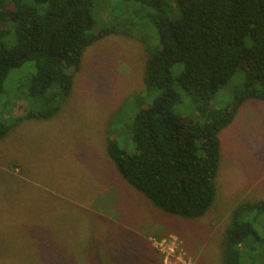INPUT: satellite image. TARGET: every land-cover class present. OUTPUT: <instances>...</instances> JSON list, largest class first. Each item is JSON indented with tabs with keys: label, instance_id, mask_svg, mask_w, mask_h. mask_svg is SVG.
Returning a JSON list of instances; mask_svg holds the SVG:
<instances>
[{
	"label": "rangeland",
	"instance_id": "obj_1",
	"mask_svg": "<svg viewBox=\"0 0 264 264\" xmlns=\"http://www.w3.org/2000/svg\"><path fill=\"white\" fill-rule=\"evenodd\" d=\"M148 1L153 0H93L95 30L110 15L120 20L117 33L86 48L72 93L54 116L24 119L0 139V264H221L234 207L264 200V102H245L220 133L217 194L201 217L154 207L109 158V138L126 144V99L143 87L144 60L156 46ZM158 1L177 16L174 0ZM125 19L139 21L136 37L121 32L132 31ZM241 76L236 72L231 88L214 95L215 105L224 107L229 96L221 94L231 99ZM184 96L172 111L193 115ZM26 109L19 98L10 113L23 115Z\"/></svg>",
	"mask_w": 264,
	"mask_h": 264
},
{
	"label": "trees",
	"instance_id": "obj_2",
	"mask_svg": "<svg viewBox=\"0 0 264 264\" xmlns=\"http://www.w3.org/2000/svg\"><path fill=\"white\" fill-rule=\"evenodd\" d=\"M174 1V18L160 1L147 2L154 10L156 46L144 60L143 87L126 99L130 123L118 134L126 144L109 138L106 151L122 179L145 200L164 213L192 219L205 215L216 198L220 133L245 102H264V0ZM92 4L0 0V139L24 119L54 116L72 93L86 48L117 33L120 20L110 15L107 25L95 30ZM124 24L132 29L121 31L125 35L140 32L139 21ZM25 65L28 72L16 78ZM238 71V91L231 99L230 93L221 94L229 96L224 107L215 105L214 95L230 89ZM183 96L193 115L172 111ZM19 98L27 109L13 116ZM221 247V264H264L263 199L234 207Z\"/></svg>",
	"mask_w": 264,
	"mask_h": 264
}]
</instances>
